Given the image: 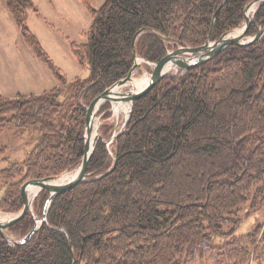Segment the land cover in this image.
Segmentation results:
<instances>
[{"label":"trees","instance_id":"trees-1","mask_svg":"<svg viewBox=\"0 0 264 264\" xmlns=\"http://www.w3.org/2000/svg\"><path fill=\"white\" fill-rule=\"evenodd\" d=\"M253 1L105 0L94 10L87 43L74 45L91 75L69 82L28 27L34 2L6 0L25 42L59 85L38 95H0L1 126L38 132L25 161L0 170L6 185L0 211L23 209L27 181L79 167L86 108L129 74L135 55L156 63L170 49L204 45L211 29L216 41L243 26ZM260 28L264 1L247 35ZM110 108L106 102L99 110L102 139L86 180L52 202L47 222L26 244L14 246L0 235V264H188L205 253L219 264L264 260L261 226L235 234L244 206L250 204L247 214L264 208V35L163 78L134 102L127 127L108 147L115 132ZM49 195L42 190L34 213L6 233H30Z\"/></svg>","mask_w":264,"mask_h":264},{"label":"rangeland","instance_id":"rangeland-1","mask_svg":"<svg viewBox=\"0 0 264 264\" xmlns=\"http://www.w3.org/2000/svg\"><path fill=\"white\" fill-rule=\"evenodd\" d=\"M32 1L37 10L29 12L27 23L30 30L40 40L42 47L60 68L67 81L70 82L76 78L88 79L92 67L86 60L83 63L80 62L74 52V45L82 46L87 43L88 32L94 19V10L100 9L105 0H88V2L83 0ZM242 27L236 30H240ZM153 69L154 63L143 61L141 68L135 72V78H149ZM172 71L176 72L177 70ZM58 85L53 71L35 55L25 42L19 27L9 12L6 0H0V95L8 98L20 94L38 95ZM130 88L129 85L124 90ZM110 104L111 116L108 121L113 123L117 130L122 127L128 117V114L126 115L123 111L128 103L110 102ZM101 117L102 115L98 114L99 128L104 124ZM19 129V126L0 125V150H3L0 156V170L7 168L10 162H24L34 147L38 132L27 128L21 134H17ZM5 190L6 185L0 181V199L4 196ZM249 206L250 204L244 206V210L242 209L239 214L241 223L236 228V235L251 233L257 226H261V234L264 232V208L249 211L247 214L251 209ZM0 213L12 217L15 215L3 211ZM15 238L22 239L17 236ZM262 249H264V244L259 245V251ZM253 263L264 264V260L257 257ZM188 264L219 263L213 254L205 253Z\"/></svg>","mask_w":264,"mask_h":264},{"label":"water","instance_id":"water-1","mask_svg":"<svg viewBox=\"0 0 264 264\" xmlns=\"http://www.w3.org/2000/svg\"><path fill=\"white\" fill-rule=\"evenodd\" d=\"M226 1L227 0H225V2ZM263 1L264 0H254L251 4L246 7L245 23L244 26L240 29L241 32L239 34H235L237 30H234L223 35L218 40L213 41L211 29L208 40L204 45L200 47L180 46L171 51H168L167 54L160 61L154 63V69L148 84L142 90L139 91L135 90L134 86L135 72L136 70L141 68L142 62L146 60L135 55V62L129 74L125 78L119 80L118 82L114 83L112 86L107 88L101 95L96 97L86 108L87 115L85 128V152L80 166L74 171L73 177L67 182H58L59 179H61L62 175H57L45 179H33L24 183L20 191L24 202L23 209L13 215V217H11L10 219H0V235L2 236V238L7 243H10L14 246L26 244L32 238V236L36 232H38L41 226L47 222V216L52 202L58 196L73 189L79 183L86 180L90 161L93 157L99 140L102 139L100 128L97 123V118L100 108L106 102L131 103V108L124 125L121 127L120 131L116 135L106 141V145L110 147V145L114 142L115 137L118 134L122 133L127 127L134 102L142 96L146 95L163 78L167 77L172 69L187 71L218 56L228 46L236 45L244 47L259 42L262 36L264 35V28H260L258 33L252 37H248L247 34L249 27L253 22L257 7ZM218 11L213 16L212 27L217 17ZM139 35L140 34H137L133 40V48H135V42ZM170 65L171 69H168V66ZM92 85L93 84L88 85L87 88H90ZM129 85L131 86V88L124 90ZM116 163L117 160L115 161L114 167L111 170L115 169ZM42 190H47L50 193L49 198L44 207V213L42 218H39L37 216L34 217V228L22 239L18 240L17 238L8 235L6 233V230L15 226L27 215L29 211L34 213V200Z\"/></svg>","mask_w":264,"mask_h":264},{"label":"bare ground","instance_id":"bare-ground-1","mask_svg":"<svg viewBox=\"0 0 264 264\" xmlns=\"http://www.w3.org/2000/svg\"><path fill=\"white\" fill-rule=\"evenodd\" d=\"M241 32V30H237L235 32V34H239ZM168 69H171V65L168 66ZM150 80V77L149 78H135L134 80V86H135V90H142L149 82ZM127 106L126 108L124 107L123 111H125L126 115L129 113L130 111V107H131V103L130 102H127ZM73 173H67V174H62L61 176V179H59L58 182H67L69 181L72 177H73ZM12 216H9V215H5V214H1L0 213V219L2 220H7V219H10ZM35 226V224H34ZM34 228V227H33Z\"/></svg>","mask_w":264,"mask_h":264}]
</instances>
